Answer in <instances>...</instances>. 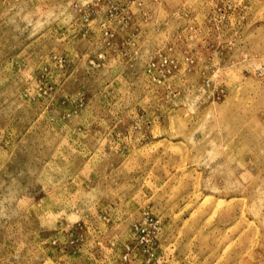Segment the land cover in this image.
<instances>
[{
	"label": "rangeland",
	"instance_id": "obj_1",
	"mask_svg": "<svg viewBox=\"0 0 264 264\" xmlns=\"http://www.w3.org/2000/svg\"><path fill=\"white\" fill-rule=\"evenodd\" d=\"M0 264H264V0H0Z\"/></svg>",
	"mask_w": 264,
	"mask_h": 264
}]
</instances>
